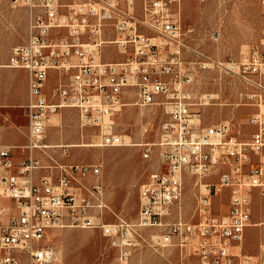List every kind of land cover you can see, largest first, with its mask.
Returning a JSON list of instances; mask_svg holds the SVG:
<instances>
[{"label": "built area", "instance_id": "built-area-1", "mask_svg": "<svg viewBox=\"0 0 264 264\" xmlns=\"http://www.w3.org/2000/svg\"><path fill=\"white\" fill-rule=\"evenodd\" d=\"M8 1L29 10L27 39L12 48L6 64L28 71L29 141L19 163L13 147L0 144V198L12 201L0 204V264L54 261L57 250L46 240L63 227L100 229L116 248L113 264H132L141 243L162 255L178 248L182 260L193 257L197 264H264V248L243 250L252 195L264 196V40L243 48L237 61L214 59L184 29L181 0ZM211 67L245 83L258 106L248 141L234 134L231 120L206 121L202 107L212 93L194 100L201 73ZM130 98L165 110L157 142H134L117 131L115 118ZM64 108L77 109L81 127L97 129L96 145L141 146L146 159L157 146L160 167L140 186L134 220L105 219L111 207L100 164L59 163L49 155L55 164L47 165L36 155L31 136L43 134L45 141L47 123ZM47 147L44 142L42 150ZM222 166L218 181L203 182ZM66 167H74L73 176H63ZM39 169L48 172L36 181ZM188 176L200 183L197 222L182 212ZM224 188L229 207L215 213L213 197Z\"/></svg>", "mask_w": 264, "mask_h": 264}, {"label": "rangeland", "instance_id": "rangeland-1", "mask_svg": "<svg viewBox=\"0 0 264 264\" xmlns=\"http://www.w3.org/2000/svg\"><path fill=\"white\" fill-rule=\"evenodd\" d=\"M28 13L26 5L14 7L8 0L0 4V88L5 92L10 87L13 93L20 92V78L11 76L2 68L9 67L6 64L12 48L27 39ZM180 14L184 29H191L189 36L194 44L214 59L237 61L243 48L264 40L263 0H181ZM247 91L245 83L211 67L201 73L194 100H199L203 93H212L214 98L210 104L202 107L206 121L233 120L234 134L240 140L248 141L254 131L249 118L258 106L247 96ZM128 101L130 104L123 107L115 118L117 131L128 135L134 142H157L158 125L167 116L165 110L157 104L136 105L133 98ZM145 127L149 130L145 131ZM97 134V129L92 126H80L77 109L64 108L47 123L45 141L39 140L40 144L45 142L51 146L42 150L40 145L36 149L47 165L55 164L52 158L59 163L100 164V178L107 189L111 207L106 211L105 219L111 222L117 219V215H123L134 220L139 211L140 186L150 172L160 167L157 146H154L152 158L146 159L141 146L92 145ZM81 143L86 145H72ZM224 169L223 166L215 169L203 182L218 181L220 171ZM199 184L191 176L185 180L181 206L183 216L192 222L200 218L196 212ZM229 202L230 190L224 188L213 197L212 211H227ZM0 204H9V200L0 198ZM251 204V224L245 230L243 250L259 254L264 248V196L258 190L254 191ZM175 212L172 216L176 215ZM46 242L57 250V259L47 264H113L117 257L116 248L98 228H56ZM141 244L133 257L135 263L145 260L160 264H197L193 257L182 260L178 248L165 249L162 255Z\"/></svg>", "mask_w": 264, "mask_h": 264}, {"label": "crops", "instance_id": "crops-1", "mask_svg": "<svg viewBox=\"0 0 264 264\" xmlns=\"http://www.w3.org/2000/svg\"><path fill=\"white\" fill-rule=\"evenodd\" d=\"M2 69H7L11 76L19 77L21 80L19 85L20 92L18 93L17 92L13 93L11 87L8 88L6 92L0 88V119H1L0 144L12 146L13 159L15 163H19L27 153L26 150L22 149V147L28 141V137H27L28 118H27V110L25 105L27 104L29 97V89H28L29 76H28V71L22 68L5 67ZM255 130L256 127L254 126V131ZM40 139L41 141L44 140L43 134L41 135ZM36 155L40 157L38 151L36 152ZM47 172L48 170L46 169L37 170L35 172V180L39 181L41 177ZM11 203L12 201L9 200V204L6 205H10ZM142 263L160 264L157 261L150 262L145 260L144 261L141 260L138 263H135V261L132 258V264H142Z\"/></svg>", "mask_w": 264, "mask_h": 264}, {"label": "bare ground", "instance_id": "bare-ground-1", "mask_svg": "<svg viewBox=\"0 0 264 264\" xmlns=\"http://www.w3.org/2000/svg\"><path fill=\"white\" fill-rule=\"evenodd\" d=\"M40 135L41 134H36V136H31V143H33V149H36L37 147L44 146V144H40L39 140H40ZM28 141H29V133H28ZM73 146H77V145H86V144H72ZM95 145V144H92ZM48 146H51L50 144H48ZM74 175V167H66V169H63V176H73Z\"/></svg>", "mask_w": 264, "mask_h": 264}]
</instances>
